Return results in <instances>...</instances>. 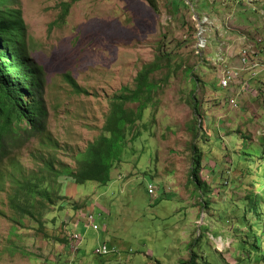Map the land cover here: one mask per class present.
I'll list each match as a JSON object with an SVG mask.
<instances>
[{
	"label": "rangeland",
	"instance_id": "1",
	"mask_svg": "<svg viewBox=\"0 0 264 264\" xmlns=\"http://www.w3.org/2000/svg\"><path fill=\"white\" fill-rule=\"evenodd\" d=\"M154 1L156 9L148 0L11 3L22 10L28 56L43 71L49 118L43 135L21 131L0 156V264H264V73L232 107L234 90L218 86L222 67L210 60L219 53L215 29L197 57L192 15L229 18L230 35L244 30L251 40L264 39V16L239 13L242 0H208L212 11L200 9L202 0ZM241 13L256 21L243 24ZM155 61L147 110L128 131L111 181L77 184L70 171L108 135L114 97L136 89ZM195 145L200 184L190 179ZM89 211L99 230L78 227L85 240L72 259L65 220ZM103 243L118 252L97 255Z\"/></svg>",
	"mask_w": 264,
	"mask_h": 264
},
{
	"label": "trees",
	"instance_id": "2",
	"mask_svg": "<svg viewBox=\"0 0 264 264\" xmlns=\"http://www.w3.org/2000/svg\"><path fill=\"white\" fill-rule=\"evenodd\" d=\"M13 1L15 0H0V4L4 5L0 10V156L9 153V146L17 141L21 131H25L28 138L43 135L49 118L44 99L43 71L28 56L22 10L11 7ZM148 1L154 9L157 8L154 0ZM190 1L195 3V0ZM259 4L249 6L253 13H259ZM202 7L208 11L215 8L208 0H202L200 9ZM65 11L66 15L69 6ZM159 67L157 61L146 65L136 78V89L123 88L114 97L105 125L108 135H101L89 144L81 156L77 170L70 171L77 184L89 181L107 184L111 181L114 164L121 160L124 153L128 131L143 118L147 110L150 94L154 89L149 76ZM129 103H138V106L135 110L127 108ZM24 122L27 128H23ZM193 147L195 157L190 179L200 184L203 156L196 145ZM194 256L192 253L190 261L195 259ZM260 258L264 260V256Z\"/></svg>",
	"mask_w": 264,
	"mask_h": 264
},
{
	"label": "built area",
	"instance_id": "3",
	"mask_svg": "<svg viewBox=\"0 0 264 264\" xmlns=\"http://www.w3.org/2000/svg\"><path fill=\"white\" fill-rule=\"evenodd\" d=\"M187 1L190 0H186ZM247 3L248 6L254 7L256 3H262L264 0H242ZM191 2V1H190ZM196 2V0H195ZM195 7V6H194ZM256 8V7H255ZM264 14V12H262ZM205 15V16H203ZM193 22L195 24V35L193 51L197 57L204 58L203 53L209 48L212 42L211 32L215 29V38L219 41L217 56L212 57L211 62L216 66L222 67L219 77L218 86L225 90H234L235 95L230 99L229 103L232 107L237 108L238 102L235 96L242 95L245 91H251V88L255 87L251 84V81L257 79L259 75L264 73V39L254 38L249 39L243 34L236 36L237 33L230 35L228 19L219 20L211 19L209 15L194 11ZM209 16V17H208ZM212 36V37H211ZM235 43H239L238 48L235 47V51H232ZM223 47H228L226 55L224 54ZM231 53V54H230ZM233 53H236L233 55ZM149 195L154 199L156 197V188L149 187ZM85 223L88 228H92L94 231L99 230V225L96 224L95 215L92 212L85 213ZM81 218L66 219L65 223L70 225L69 232L66 234L67 242L65 244L68 247L70 253L74 255L78 252L83 244L84 237L78 230L79 222ZM112 252H118L115 246H109L107 243H103L95 247V253L97 255L106 256Z\"/></svg>",
	"mask_w": 264,
	"mask_h": 264
},
{
	"label": "crops",
	"instance_id": "4",
	"mask_svg": "<svg viewBox=\"0 0 264 264\" xmlns=\"http://www.w3.org/2000/svg\"><path fill=\"white\" fill-rule=\"evenodd\" d=\"M243 6H242V8H241V11L243 10L244 12H246L247 13V11H249V10H252L248 5H247V3H245V2H243ZM262 6H264V2H262V3H260L259 4V7L262 9ZM240 11V12H241ZM262 12H264L263 10H262ZM262 12H260L259 11V13L258 14H260L261 16H264V14H262ZM242 16V15H241ZM237 18H238V16H237ZM239 19V18H238ZM242 20H243V24H246L247 25V22L250 20V21H252V20H255L256 21V17H253V18H250V17H245V16H242ZM238 21V20H237ZM242 31V32H241ZM238 30L237 32H234V33H237V34H239V35H241V34H243L245 31L244 30ZM249 33V32H248ZM250 34V33H249ZM248 35V34H247ZM260 81V79H257V80H254V84H257L258 82ZM253 84V85H254ZM80 218V217H79ZM83 223V227L85 228V231H84V235L88 232V230H89V228H88V226L86 225V223H85V219H81V221L79 222V225H78V227H80L81 226V224ZM81 233V232H80ZM82 234V233H81ZM82 234V235H83ZM84 237V236H83ZM84 240H85V238H84ZM71 253H70V251H69V249H68V247H66V255H70ZM71 258L73 259V258H75V254L74 255H72L71 254ZM70 258V259H71Z\"/></svg>",
	"mask_w": 264,
	"mask_h": 264
},
{
	"label": "bare ground",
	"instance_id": "5",
	"mask_svg": "<svg viewBox=\"0 0 264 264\" xmlns=\"http://www.w3.org/2000/svg\"><path fill=\"white\" fill-rule=\"evenodd\" d=\"M194 42V41H193ZM187 70V69H186ZM264 138V137H263ZM202 235V234H201Z\"/></svg>",
	"mask_w": 264,
	"mask_h": 264
}]
</instances>
